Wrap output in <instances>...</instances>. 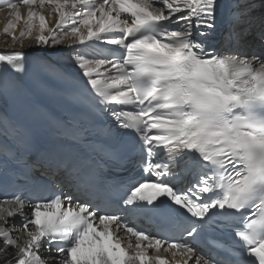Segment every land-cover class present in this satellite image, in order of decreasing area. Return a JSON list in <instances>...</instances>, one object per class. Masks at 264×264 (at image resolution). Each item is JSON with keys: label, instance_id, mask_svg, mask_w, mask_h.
Wrapping results in <instances>:
<instances>
[{"label": "snow or ice", "instance_id": "snow-or-ice-1", "mask_svg": "<svg viewBox=\"0 0 264 264\" xmlns=\"http://www.w3.org/2000/svg\"><path fill=\"white\" fill-rule=\"evenodd\" d=\"M18 4L28 6L26 18ZM46 6L57 16L52 28ZM7 7L14 21L3 32L10 34L21 20L25 25L18 37L11 32L13 47H23L36 30L37 44L90 49L77 52L74 64L89 110L104 122L65 135L117 163L119 153L105 141L113 130L131 137L140 176L120 186L119 202L102 204L62 190L41 196L5 188L0 264H170L149 250L178 251L183 264H264V28L250 55L232 50L241 47L236 26L247 6L241 0L232 5L225 52H210L206 43L219 0H16ZM88 42L115 47L101 51ZM25 60L23 51L0 52V96L7 95L11 75L26 70ZM11 134L24 138L25 149L18 157L0 141L6 160L33 170L51 167L40 158L29 165L31 139L19 127ZM161 212L168 216L160 233L126 219ZM121 228L127 244L117 235ZM226 230L230 243L213 238ZM42 248L58 255L42 257Z\"/></svg>", "mask_w": 264, "mask_h": 264}, {"label": "bare ground", "instance_id": "bare-ground-1", "mask_svg": "<svg viewBox=\"0 0 264 264\" xmlns=\"http://www.w3.org/2000/svg\"><path fill=\"white\" fill-rule=\"evenodd\" d=\"M12 2L9 0H0V50L3 51H25V52H32L35 54L44 55L59 65L67 69L69 72L73 73L77 77L81 78V73L78 70L77 66L74 64V57L79 51H84L87 49L83 45L79 44H72L64 43V44H52L49 43L47 45H40L37 44L33 37L37 34L36 30L33 31L32 37L25 36L23 40V47L16 45L13 47V42L10 39L11 32H14L15 35L18 37L19 32L25 28L23 20L16 22L17 28L15 30H10V34L6 35L3 32V29L10 21H14V14L11 9L7 7V3ZM241 2L246 5L247 7L244 9L243 17L250 18L251 22L248 25L242 23L238 25V32H240L241 37L244 36L242 30L245 26L250 28V33L245 36L244 42L246 45L251 46L252 48L258 47L259 42L256 39L257 35L264 28V0H241ZM18 10L21 12L22 17L27 16L28 6L23 4H18ZM43 14L46 16L48 20V25L50 28L55 26V20L57 18L56 14L52 11V9L46 6L43 10ZM250 23H253L252 25ZM37 28H38V21H37ZM47 35V32H45ZM92 42H88L90 44ZM100 43V42H97ZM250 55V54H249ZM82 79V78H81ZM18 225V224H17ZM41 254V253H40ZM44 257L43 254H41Z\"/></svg>", "mask_w": 264, "mask_h": 264}]
</instances>
